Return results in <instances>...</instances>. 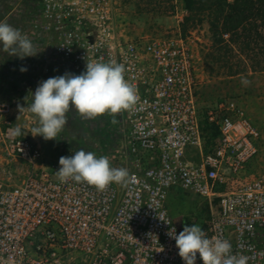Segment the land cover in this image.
Listing matches in <instances>:
<instances>
[{"label":"built area","instance_id":"2783aa9c","mask_svg":"<svg viewBox=\"0 0 264 264\" xmlns=\"http://www.w3.org/2000/svg\"><path fill=\"white\" fill-rule=\"evenodd\" d=\"M30 1L41 79L114 61L138 102L126 111L128 178L100 191L61 182L59 159L16 135L13 103L0 101V264H185L169 235L183 231L168 206L174 189L207 202L209 219L197 214L191 225L228 240L247 264H264L261 131L229 98L204 113L217 130L205 149L195 63L182 35L120 39L111 0Z\"/></svg>","mask_w":264,"mask_h":264},{"label":"rangeland","instance_id":"374dc122","mask_svg":"<svg viewBox=\"0 0 264 264\" xmlns=\"http://www.w3.org/2000/svg\"><path fill=\"white\" fill-rule=\"evenodd\" d=\"M111 2L112 25L120 39L182 35L193 54L199 106L201 109H209L229 98L237 100L245 114L261 131L264 166V37L258 38L257 42H250L249 47L240 43L218 44L214 41L207 21L185 31L182 29V22L186 15L183 0H111ZM6 5H13V8L7 11ZM23 5L25 0H0V20H6L7 23L8 19L19 20V17H23L26 13ZM0 57L2 58L0 81L8 84L13 81L12 78L15 80V75L5 70L6 54H0ZM17 92L29 94L22 89ZM0 101L13 103L14 126L21 129L23 137L35 146L43 148V151L47 153V149L42 144V136L33 137L31 134V129L38 126V118L28 110V105L22 102L16 104L6 99ZM69 113L75 114L76 111L72 109ZM94 127L98 126L90 121H67L63 131L53 140L57 141V146H60L59 151L57 153L54 151L52 147L54 144L48 145L50 152L47 155L60 158L66 154L74 155L75 151L83 149L94 152L97 157L107 156L112 167L124 168L123 163L117 159L113 151L102 152L96 145L98 136L103 138L105 134L103 135L102 130H96ZM206 128L210 129L209 126ZM5 157L2 143H0V164L4 162ZM23 167L28 169L26 164ZM168 206L172 216L177 221L184 222L182 230L185 225L191 226L190 219L195 218L198 213L207 214L205 199L193 193H185L181 189L172 191L168 198Z\"/></svg>","mask_w":264,"mask_h":264},{"label":"clouds","instance_id":"9594fccd","mask_svg":"<svg viewBox=\"0 0 264 264\" xmlns=\"http://www.w3.org/2000/svg\"><path fill=\"white\" fill-rule=\"evenodd\" d=\"M0 43V50L20 59L36 56L39 52L26 34L6 20H0ZM20 71L27 69L21 67ZM125 71L123 64L114 61L87 62L86 71L80 75L65 73L40 82L28 106L38 118V126L31 129L32 136L56 139L67 124L71 108L88 119L131 110L138 102V93L125 79ZM15 134L21 135L19 127ZM59 165L56 174L61 182L87 183L100 191L112 183L125 182L129 175L125 168L112 167L107 156L97 157L94 152L83 149L72 156H61ZM169 235L175 240L185 264H196L197 253L203 264H247V257L233 254L228 240L216 236L209 238L197 224L185 225L178 235L173 228Z\"/></svg>","mask_w":264,"mask_h":264},{"label":"crops","instance_id":"0c3cea01","mask_svg":"<svg viewBox=\"0 0 264 264\" xmlns=\"http://www.w3.org/2000/svg\"><path fill=\"white\" fill-rule=\"evenodd\" d=\"M12 6L13 5L11 6L6 5L5 9L9 11L13 8ZM23 9L26 10V13L23 15V17H19L20 18L19 20H17L16 18H14L13 20L8 19V23L16 28H19L22 31V33L26 34L35 45L36 50L39 52L37 53L36 56L25 57L24 59H20L18 56H9L7 53L0 50V54H4V53L6 54L7 62L4 65L6 72L15 75L14 76L15 80L12 78L13 81H11L8 84L0 81V100L2 99L12 100L16 104L22 102L29 106L32 102V96H34L35 89L38 87L40 82L46 79L44 78L41 79L39 73L36 72L35 64L41 52V44L38 40H34L32 37V33H31L32 3L30 0H25V5H23ZM42 47H43V42H42ZM0 49H2V43H0ZM1 59L2 58L0 57V61ZM21 67L26 68L27 71L21 72L20 71ZM19 89L25 90L26 93L28 91V93L32 95L30 96L29 94H26L29 96L27 98L25 94H19L17 92L19 91ZM72 109L74 108H71L70 110ZM113 120H115L116 122L113 123ZM67 121H90V123L97 125L98 127L97 128L94 127V129L99 131L102 130L101 133L103 135L105 134V137L101 138L100 136H98L99 140L96 145L99 146V149L102 150V152H105V150L113 151L117 159H119L120 162L123 163L122 165L128 171V169L130 168V161H129L130 154L128 150L127 137H126L127 128H128L126 121V111L116 114L115 116L110 114H105L102 116H98L94 119L82 118L77 113L75 114L68 113ZM53 140H45L42 137V144L43 147L47 149V153L50 152L48 145L54 144L52 147L54 151H56V153L60 149V146H57V141H53ZM43 153L48 158V160L59 159L58 157L55 156L54 157L48 156L45 151H43ZM65 156H72V155L66 154Z\"/></svg>","mask_w":264,"mask_h":264},{"label":"trees","instance_id":"16d2710c","mask_svg":"<svg viewBox=\"0 0 264 264\" xmlns=\"http://www.w3.org/2000/svg\"><path fill=\"white\" fill-rule=\"evenodd\" d=\"M183 3L186 15L182 29L185 31L207 21L214 41L218 44L240 43L249 47L250 42H257L258 38L264 37V0H183ZM200 110L205 131V149L208 150L217 136V130L205 118L207 109L200 107ZM208 212L207 205V214L198 215L209 219Z\"/></svg>","mask_w":264,"mask_h":264}]
</instances>
